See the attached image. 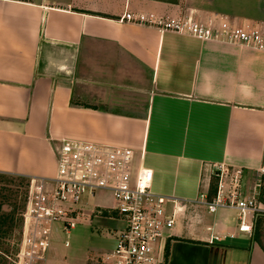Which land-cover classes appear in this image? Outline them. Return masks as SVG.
I'll use <instances>...</instances> for the list:
<instances>
[{"label": "crops", "instance_id": "crops-1", "mask_svg": "<svg viewBox=\"0 0 264 264\" xmlns=\"http://www.w3.org/2000/svg\"><path fill=\"white\" fill-rule=\"evenodd\" d=\"M124 13L264 37V0H0V173L54 176L62 139L129 147L134 166L152 170L151 190L168 198L167 264H264L258 196L251 235L237 230L236 211L205 206L218 165L241 169L242 195H258L264 48L121 21Z\"/></svg>", "mask_w": 264, "mask_h": 264}, {"label": "built area", "instance_id": "built-area-1", "mask_svg": "<svg viewBox=\"0 0 264 264\" xmlns=\"http://www.w3.org/2000/svg\"><path fill=\"white\" fill-rule=\"evenodd\" d=\"M120 20L264 48V37L258 30L232 28L227 23L213 28L192 17L161 18L130 13H124ZM215 172L219 178L217 191L215 197L205 202L206 210L236 211L237 230L251 235L253 220L262 212L257 193L242 195L241 169L230 171L218 165ZM152 178L151 169L134 166L133 150L129 147L62 139L55 152L54 176L28 178L27 206L22 213L21 239L13 264L45 261L53 224L61 223L68 233L81 215L73 205L101 190L110 192L113 198V205L106 209L108 217L121 223L114 248L103 253L101 264H167L161 242L166 232L172 230L174 219L165 209L168 198L151 190ZM223 178L228 179L227 184ZM256 184L259 187L260 182ZM98 212L103 214L105 210L98 208ZM213 240L220 238L212 237L209 242Z\"/></svg>", "mask_w": 264, "mask_h": 264}, {"label": "rangeland", "instance_id": "rangeland-1", "mask_svg": "<svg viewBox=\"0 0 264 264\" xmlns=\"http://www.w3.org/2000/svg\"><path fill=\"white\" fill-rule=\"evenodd\" d=\"M27 196L28 181L0 176V211L15 214L14 226L10 229L5 225L0 234V264H13L21 239V218ZM112 205V195L105 190L96 191L84 197L80 204L73 205L81 212L76 226L66 233L61 223L53 224L47 257L38 264H101L103 253L114 248L116 230L121 224L100 214L98 208L106 210ZM263 224L262 220L258 222L259 226Z\"/></svg>", "mask_w": 264, "mask_h": 264}, {"label": "trees", "instance_id": "trees-1", "mask_svg": "<svg viewBox=\"0 0 264 264\" xmlns=\"http://www.w3.org/2000/svg\"><path fill=\"white\" fill-rule=\"evenodd\" d=\"M0 176L14 177V178H19V179L24 180V181H28V178H26L24 176H20V175L0 173ZM259 182H260V185L258 187V195L257 196H258V200L261 201L262 203H264V177H261L260 180H259ZM14 217H15V214L14 213L1 212L0 211V234L6 228L5 225H7L10 229L14 226V224H15Z\"/></svg>", "mask_w": 264, "mask_h": 264}]
</instances>
